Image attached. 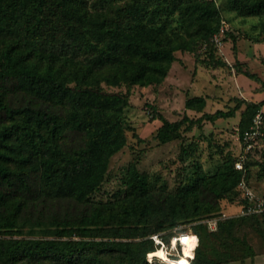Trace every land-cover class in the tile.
Listing matches in <instances>:
<instances>
[{"label":"trees","instance_id":"obj_1","mask_svg":"<svg viewBox=\"0 0 264 264\" xmlns=\"http://www.w3.org/2000/svg\"><path fill=\"white\" fill-rule=\"evenodd\" d=\"M226 2L241 17L264 14V0ZM221 24L214 0H0V264H149L147 254L158 248L152 235L166 241L170 234L161 232L215 213L236 185L247 208L242 174L229 161L172 194L151 190L132 166L123 196L90 198L129 128L128 96L100 84H159L177 51L215 50ZM186 104L201 111L205 100ZM260 106L247 103L242 114ZM151 109L161 143L183 125L235 111L171 122ZM260 214L218 226L231 231ZM192 228L200 235L191 264L236 261L247 248L237 240L215 261L202 248L205 226Z\"/></svg>","mask_w":264,"mask_h":264},{"label":"rangeland","instance_id":"obj_2","mask_svg":"<svg viewBox=\"0 0 264 264\" xmlns=\"http://www.w3.org/2000/svg\"><path fill=\"white\" fill-rule=\"evenodd\" d=\"M214 1L226 24L222 43L214 46L215 50L198 44L192 51H177L167 76L159 84L129 88L100 84L106 92L128 96L124 115L129 128L126 145L111 157L104 181L91 200L108 202L123 196L132 166L147 175L151 190L172 194L182 185L192 186L198 178L214 175L226 161L232 162L244 183L264 199V14L241 17L227 9L226 0ZM193 97L204 98L201 111L186 104ZM247 103L261 106L254 115L251 110L242 114ZM151 107L171 122L184 117L196 121L203 113L217 110L235 111L232 117L199 119L189 129L183 125L171 141L161 143L155 137L161 122L151 117ZM241 121L247 126L243 132ZM250 214L253 213L244 206L241 189L236 185L220 201L215 213L161 232L162 236L170 234L167 242L163 239L165 253L173 236L197 234L192 227L201 223L207 234L202 248L209 258L216 261L227 246L232 247L238 240L247 247L239 253L242 258L221 264H264V214L239 222L231 231H222L218 226L225 220H239ZM214 219L216 224L210 222ZM38 230L43 232L44 228ZM175 246L177 251L172 250L168 258L174 259L180 252L179 244ZM150 257L153 261L149 264H163L159 257Z\"/></svg>","mask_w":264,"mask_h":264},{"label":"built area","instance_id":"obj_3","mask_svg":"<svg viewBox=\"0 0 264 264\" xmlns=\"http://www.w3.org/2000/svg\"><path fill=\"white\" fill-rule=\"evenodd\" d=\"M226 24L222 21V24L220 26V29L218 31V33H216L213 37V41L215 42V45L218 47L221 45L222 43V40H221V37L224 35L225 33V29H226ZM237 167H240V163H237L236 165ZM240 187L243 189V193H244V196L246 197L247 199V209L252 212V213H264V199L263 198H260L259 196H257L251 189L250 187H248L243 181L240 183ZM211 223H215L217 222L216 219H214V222L213 221H210ZM181 235V234H180ZM180 235L178 236H173L171 239H170V247L167 249L169 251L166 250V254L168 256H171L172 255V250H175L177 251V247L175 246L179 244V247H180V252L178 251L177 254L181 253V240H180ZM195 236H197L195 234ZM151 238L153 239L154 243L156 245H158L160 248H166V245H165V242L163 241V239L160 237V235L156 234V235H152ZM198 238V237H197ZM175 240V241H174ZM175 242V244H174ZM173 247H172V246ZM150 253L147 254V261L149 263H151L153 261V259H151V257L149 256Z\"/></svg>","mask_w":264,"mask_h":264},{"label":"bare ground","instance_id":"obj_4","mask_svg":"<svg viewBox=\"0 0 264 264\" xmlns=\"http://www.w3.org/2000/svg\"><path fill=\"white\" fill-rule=\"evenodd\" d=\"M181 253L176 254V258H168L164 248H158L150 253L149 256H157L163 264H191L190 259L194 255L195 247L198 244V238L194 233L181 234ZM175 241V240H174ZM175 244V242H174Z\"/></svg>","mask_w":264,"mask_h":264}]
</instances>
